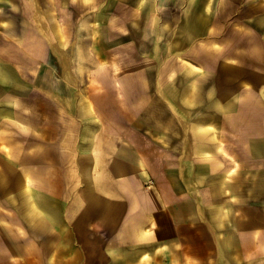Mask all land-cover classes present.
Here are the masks:
<instances>
[{
  "label": "crops",
  "instance_id": "1",
  "mask_svg": "<svg viewBox=\"0 0 264 264\" xmlns=\"http://www.w3.org/2000/svg\"><path fill=\"white\" fill-rule=\"evenodd\" d=\"M0 264H264V0H0Z\"/></svg>",
  "mask_w": 264,
  "mask_h": 264
}]
</instances>
